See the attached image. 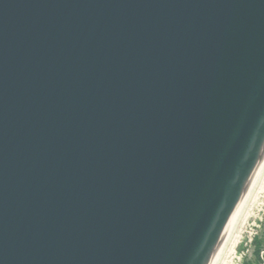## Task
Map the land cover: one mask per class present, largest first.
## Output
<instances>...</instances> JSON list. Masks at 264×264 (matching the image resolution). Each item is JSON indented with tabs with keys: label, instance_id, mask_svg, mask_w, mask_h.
<instances>
[{
	"label": "water",
	"instance_id": "obj_1",
	"mask_svg": "<svg viewBox=\"0 0 264 264\" xmlns=\"http://www.w3.org/2000/svg\"><path fill=\"white\" fill-rule=\"evenodd\" d=\"M263 145L264 0H0V264H205Z\"/></svg>",
	"mask_w": 264,
	"mask_h": 264
},
{
	"label": "rangeland",
	"instance_id": "obj_2",
	"mask_svg": "<svg viewBox=\"0 0 264 264\" xmlns=\"http://www.w3.org/2000/svg\"><path fill=\"white\" fill-rule=\"evenodd\" d=\"M212 264H242L252 258L248 239L255 234L264 236V160L262 162ZM237 251V252H235ZM240 254L244 258L240 261Z\"/></svg>",
	"mask_w": 264,
	"mask_h": 264
},
{
	"label": "trees",
	"instance_id": "obj_3",
	"mask_svg": "<svg viewBox=\"0 0 264 264\" xmlns=\"http://www.w3.org/2000/svg\"><path fill=\"white\" fill-rule=\"evenodd\" d=\"M253 243H254V247H255V251H254V253H255V255H257V251L259 250V248L261 247V245H262V243H263V239L261 238L260 239V237H255L254 239H253ZM249 261V260H248ZM248 261H246L245 260V262L243 263V264H249V262Z\"/></svg>",
	"mask_w": 264,
	"mask_h": 264
},
{
	"label": "bare ground",
	"instance_id": "obj_4",
	"mask_svg": "<svg viewBox=\"0 0 264 264\" xmlns=\"http://www.w3.org/2000/svg\"><path fill=\"white\" fill-rule=\"evenodd\" d=\"M263 164V163H262ZM257 177V176H256Z\"/></svg>",
	"mask_w": 264,
	"mask_h": 264
}]
</instances>
